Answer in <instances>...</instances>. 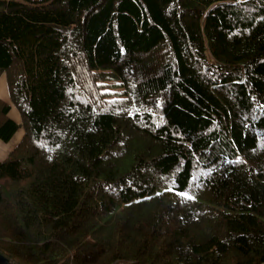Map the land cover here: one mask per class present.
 <instances>
[{"label":"trees","instance_id":"1","mask_svg":"<svg viewBox=\"0 0 264 264\" xmlns=\"http://www.w3.org/2000/svg\"><path fill=\"white\" fill-rule=\"evenodd\" d=\"M4 74L11 264H264V0H0Z\"/></svg>","mask_w":264,"mask_h":264},{"label":"crops","instance_id":"2","mask_svg":"<svg viewBox=\"0 0 264 264\" xmlns=\"http://www.w3.org/2000/svg\"><path fill=\"white\" fill-rule=\"evenodd\" d=\"M0 101H5L10 104L11 109L9 115L16 122L20 123L21 115L19 110L14 106L11 101L5 74L0 76ZM22 133V131L17 133L10 142H4L0 139V161L8 157L11 150L18 144L20 138L22 137Z\"/></svg>","mask_w":264,"mask_h":264},{"label":"water","instance_id":"3","mask_svg":"<svg viewBox=\"0 0 264 264\" xmlns=\"http://www.w3.org/2000/svg\"><path fill=\"white\" fill-rule=\"evenodd\" d=\"M0 264H11L10 260L0 253Z\"/></svg>","mask_w":264,"mask_h":264},{"label":"rangeland","instance_id":"4","mask_svg":"<svg viewBox=\"0 0 264 264\" xmlns=\"http://www.w3.org/2000/svg\"><path fill=\"white\" fill-rule=\"evenodd\" d=\"M20 131L23 132V133H22V136H23V134H24V129H23V127H21V128L19 129L18 133H19ZM21 138H22V137H21ZM21 138H20V139H21ZM19 141H20V140H19ZM4 159H6V158H4ZM2 160H3V159H2ZM2 160H1V161H2Z\"/></svg>","mask_w":264,"mask_h":264},{"label":"snow or ice","instance_id":"5","mask_svg":"<svg viewBox=\"0 0 264 264\" xmlns=\"http://www.w3.org/2000/svg\"><path fill=\"white\" fill-rule=\"evenodd\" d=\"M181 195H184V193H181Z\"/></svg>","mask_w":264,"mask_h":264}]
</instances>
